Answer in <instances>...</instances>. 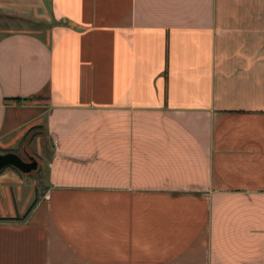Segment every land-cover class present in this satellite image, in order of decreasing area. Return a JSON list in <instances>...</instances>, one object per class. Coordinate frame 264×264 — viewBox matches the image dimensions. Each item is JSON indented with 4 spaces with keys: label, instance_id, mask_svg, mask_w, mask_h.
I'll use <instances>...</instances> for the list:
<instances>
[{
    "label": "crops",
    "instance_id": "crops-1",
    "mask_svg": "<svg viewBox=\"0 0 264 264\" xmlns=\"http://www.w3.org/2000/svg\"><path fill=\"white\" fill-rule=\"evenodd\" d=\"M48 2L0 35V152L51 142L40 195L0 169V264H264V0Z\"/></svg>",
    "mask_w": 264,
    "mask_h": 264
},
{
    "label": "rangeland",
    "instance_id": "rangeland-1",
    "mask_svg": "<svg viewBox=\"0 0 264 264\" xmlns=\"http://www.w3.org/2000/svg\"><path fill=\"white\" fill-rule=\"evenodd\" d=\"M49 10L48 0H0V35L12 31L43 35L56 22L54 17L50 16ZM14 145V149L24 160H27L28 156L36 159L37 168L27 174L34 185L36 195H40L44 176L42 164L49 153L51 142L42 126L33 125ZM29 207L33 206L30 204Z\"/></svg>",
    "mask_w": 264,
    "mask_h": 264
},
{
    "label": "water",
    "instance_id": "water-1",
    "mask_svg": "<svg viewBox=\"0 0 264 264\" xmlns=\"http://www.w3.org/2000/svg\"><path fill=\"white\" fill-rule=\"evenodd\" d=\"M12 166L22 173H28L37 168V161L32 156L24 160L20 155L12 151L0 152V169Z\"/></svg>",
    "mask_w": 264,
    "mask_h": 264
},
{
    "label": "trees",
    "instance_id": "trees-1",
    "mask_svg": "<svg viewBox=\"0 0 264 264\" xmlns=\"http://www.w3.org/2000/svg\"><path fill=\"white\" fill-rule=\"evenodd\" d=\"M0 219H2V218H0Z\"/></svg>",
    "mask_w": 264,
    "mask_h": 264
}]
</instances>
